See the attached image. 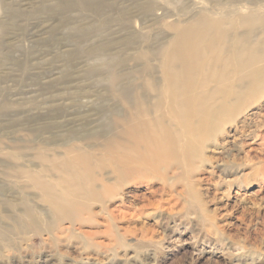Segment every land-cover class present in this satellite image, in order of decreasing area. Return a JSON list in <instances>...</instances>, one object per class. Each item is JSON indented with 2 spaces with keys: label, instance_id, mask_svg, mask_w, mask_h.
I'll return each instance as SVG.
<instances>
[{
  "label": "rangeland",
  "instance_id": "1",
  "mask_svg": "<svg viewBox=\"0 0 264 264\" xmlns=\"http://www.w3.org/2000/svg\"><path fill=\"white\" fill-rule=\"evenodd\" d=\"M257 7L264 0H0V264H264V91L233 123L217 121L196 156L123 188L105 180L101 199L80 198L70 220L52 219L11 169H37V145L62 153L67 138L125 114L120 87L150 103L177 29L208 16L227 21L214 34L228 44L254 41ZM23 197L43 214L37 230L12 222Z\"/></svg>",
  "mask_w": 264,
  "mask_h": 264
},
{
  "label": "bare ground",
  "instance_id": "2",
  "mask_svg": "<svg viewBox=\"0 0 264 264\" xmlns=\"http://www.w3.org/2000/svg\"><path fill=\"white\" fill-rule=\"evenodd\" d=\"M263 11L264 7H257L251 16L261 15L264 24ZM225 22L204 16L190 28L177 29L162 50V86L153 90L152 84H146L154 92L150 103L139 98L134 85L118 86L125 114L107 116L96 131L67 138L62 153H52L46 143L37 145L33 157L38 161L31 163L37 169L12 165L15 177L26 181L49 205L52 219L70 220L72 212L80 211V198L101 199V191L110 187L105 180L113 178L119 182L114 185L123 188L134 175H162V165L177 162L184 154L196 156L199 143L217 121L233 123L239 106L264 91V31L252 42L237 36L228 44L226 37L214 34ZM102 66L99 61L95 72L101 73ZM90 140L96 144L85 149L77 144ZM106 170L108 177L102 174ZM22 200V217L12 222L17 228L27 224L37 230L43 214L31 208L26 197Z\"/></svg>",
  "mask_w": 264,
  "mask_h": 264
}]
</instances>
